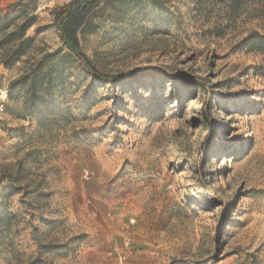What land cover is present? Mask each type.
<instances>
[{
  "label": "rangeland",
  "instance_id": "rangeland-1",
  "mask_svg": "<svg viewBox=\"0 0 264 264\" xmlns=\"http://www.w3.org/2000/svg\"><path fill=\"white\" fill-rule=\"evenodd\" d=\"M36 1L0 65V264H264V53L243 43L264 0H106L86 64L56 28L71 0ZM28 70L53 79L34 119Z\"/></svg>",
  "mask_w": 264,
  "mask_h": 264
},
{
  "label": "trees",
  "instance_id": "trees-1",
  "mask_svg": "<svg viewBox=\"0 0 264 264\" xmlns=\"http://www.w3.org/2000/svg\"><path fill=\"white\" fill-rule=\"evenodd\" d=\"M222 1V0H220ZM240 0H232L237 4ZM106 3V0H71L62 14L56 16V28L61 41L68 51L77 56L86 64L85 57L79 48L80 35L87 27L92 14ZM36 0H18L9 6V12L0 17V65L8 68L18 63L26 54L24 46L31 41L26 38L28 30L35 24ZM243 43L252 51L264 53V36L253 34L243 40ZM57 55V53L53 54ZM134 72L113 77H100L95 72L91 74L105 83H118L127 79ZM53 79L43 77L40 70H28L15 84H22L29 91V101L26 113L31 118H36L39 106L47 95V89ZM200 87V86H199Z\"/></svg>",
  "mask_w": 264,
  "mask_h": 264
}]
</instances>
